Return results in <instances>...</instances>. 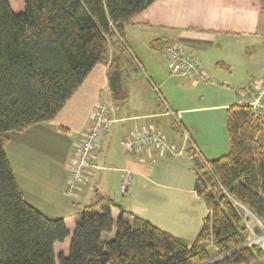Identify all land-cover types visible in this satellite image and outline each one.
<instances>
[{"label":"crops","instance_id":"1","mask_svg":"<svg viewBox=\"0 0 264 264\" xmlns=\"http://www.w3.org/2000/svg\"><path fill=\"white\" fill-rule=\"evenodd\" d=\"M170 42L197 57L217 84L173 76L164 53ZM108 55V62L92 69L53 120L8 133L5 150L18 186L43 215L65 220L71 234L58 246L66 254L78 214L99 197L118 206L112 208L113 231L103 234L104 240L115 236L124 213L192 243L210 212L196 190L193 155L214 161L229 154L227 113L238 105L237 89L264 78V0H155L124 25L122 36L110 39ZM115 57L122 63L123 99L114 98L109 83ZM98 101L111 109L114 122L93 153L86 182L71 196L70 164ZM150 124L178 146V155L122 150L123 137ZM259 141L264 147V129ZM126 175L128 190L123 192ZM238 206L251 239L253 231L259 232V219ZM201 247L211 260L221 257L212 242ZM252 264H264V257Z\"/></svg>","mask_w":264,"mask_h":264},{"label":"trees","instance_id":"2","mask_svg":"<svg viewBox=\"0 0 264 264\" xmlns=\"http://www.w3.org/2000/svg\"><path fill=\"white\" fill-rule=\"evenodd\" d=\"M155 0H0V264H252L264 257L244 246L249 227L238 204L264 223L262 116L250 106L228 109V155L206 161L196 153V190L209 209L188 243L124 213L114 228L110 198L84 206L75 221L69 253L64 219H51L24 198L5 146L11 131L53 120L92 69L109 59L110 39ZM165 47V46H164ZM115 99L125 97L122 63L108 70ZM212 242L221 258L201 247Z\"/></svg>","mask_w":264,"mask_h":264},{"label":"built area","instance_id":"3","mask_svg":"<svg viewBox=\"0 0 264 264\" xmlns=\"http://www.w3.org/2000/svg\"><path fill=\"white\" fill-rule=\"evenodd\" d=\"M164 53L173 76L188 77L201 85L217 84L218 81L203 68L200 60L184 51L178 43L170 42L165 45ZM237 92L239 95L238 105L250 106L255 115L264 116V78L255 79L249 84L239 87ZM113 122L111 109L104 102L98 101L91 114V120L83 140L77 146L70 164L67 194L73 196L81 190L94 167L93 153L102 147L104 137L110 131ZM121 147L127 153L155 149L161 155L175 156L179 154L178 146L169 141L165 133L153 124L140 131H132L123 137ZM128 183L129 175H126L122 183L123 192L128 190ZM261 230L262 233L253 231V237L244 246L257 245L264 251V226Z\"/></svg>","mask_w":264,"mask_h":264},{"label":"rangeland","instance_id":"4","mask_svg":"<svg viewBox=\"0 0 264 264\" xmlns=\"http://www.w3.org/2000/svg\"><path fill=\"white\" fill-rule=\"evenodd\" d=\"M166 59H167V58H166ZM167 61H168V60H167ZM121 148H122V147H121ZM262 225L264 226V223H263V222L261 223V222L259 221V227H260V228L258 229V230H259V233H262V230H260V229L263 227ZM204 245L207 246L208 244H204ZM208 248H209L211 251L214 250V247H213L212 245H211L210 247H208Z\"/></svg>","mask_w":264,"mask_h":264},{"label":"water","instance_id":"5","mask_svg":"<svg viewBox=\"0 0 264 264\" xmlns=\"http://www.w3.org/2000/svg\"><path fill=\"white\" fill-rule=\"evenodd\" d=\"M221 258V257H220Z\"/></svg>","mask_w":264,"mask_h":264}]
</instances>
